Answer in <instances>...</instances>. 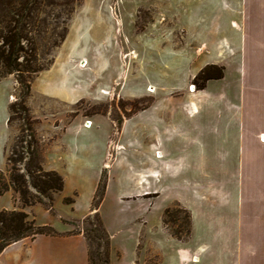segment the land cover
Returning a JSON list of instances; mask_svg holds the SVG:
<instances>
[{"label": "rangeland", "instance_id": "374dc122", "mask_svg": "<svg viewBox=\"0 0 264 264\" xmlns=\"http://www.w3.org/2000/svg\"><path fill=\"white\" fill-rule=\"evenodd\" d=\"M90 27L98 39L107 37L105 45L97 43L92 47L94 63L97 60L102 66L96 75L98 79L105 76L115 81L97 88L101 94L99 99L84 98L73 105L43 97L45 79L33 82L28 105L39 120L37 129L44 158L50 150L72 159L70 150L62 151L58 146L63 138L91 142L86 154L95 161L102 158L101 165L105 162L103 168L108 169V194L99 211L114 233L111 254L115 264H182V251H194L199 242L193 236L185 241L173 238L163 224L164 212L172 209L171 218H179L178 223L183 225L181 228L170 222L169 229L184 234L185 214L179 211L184 207L173 202L188 198L185 183L195 180V176L190 172L168 176L167 152L173 158L192 155L195 161L194 145L198 140L210 155L214 139L210 128L232 120L225 108L229 103H238L244 108L245 121H264V96H250L248 91L264 89V0H80L64 43L58 48L39 44L40 63L46 66L52 60L64 59L74 35L83 36ZM236 42L244 49L239 48V54L231 56L227 45ZM204 43L206 48L197 57L196 49ZM218 43L224 47L221 56H217L214 48ZM186 44L192 45L186 47ZM216 61L221 65L211 64ZM81 62L72 61L86 68L88 62L84 67ZM220 71L224 78L208 83ZM239 81L246 85L245 91L240 86L235 89ZM189 87L191 92L203 87L205 90L192 96ZM19 94L14 76L0 77L1 137H5L4 118L9 113V105ZM191 101L199 106L193 116L188 113ZM143 108L146 110L142 111ZM78 121L90 130L82 133L78 130L81 124ZM66 127L69 128L66 130ZM9 129L12 134L9 147L4 150V145L0 146V171L7 177L8 156L20 135L19 121H14ZM107 141L106 150L103 144ZM149 144L163 153L162 157L157 156L156 162L149 159L145 150ZM138 166L153 168L157 175L138 182L131 176ZM62 176L68 197L75 202H59L55 206L57 214H53L57 220L59 215H81L90 206L96 181L93 173L82 177L73 170L65 171ZM143 189L150 190L144 199L120 200ZM18 206L21 208L19 196L12 189L0 198V210ZM38 217L44 221V216ZM70 223L74 231L86 227L75 220ZM8 256L16 259L17 253L11 250ZM202 264H212V257H205Z\"/></svg>", "mask_w": 264, "mask_h": 264}, {"label": "crops", "instance_id": "0c3cea01", "mask_svg": "<svg viewBox=\"0 0 264 264\" xmlns=\"http://www.w3.org/2000/svg\"><path fill=\"white\" fill-rule=\"evenodd\" d=\"M92 30L93 27H90L84 32L87 34L78 37L74 35V41L70 45L72 49L67 50L66 57L56 60L49 70L42 72L36 78L46 81L45 87L42 89L43 97L73 105L84 98L99 99L101 94H98L97 88L113 84L114 78L104 76L103 79H98L96 75L98 67L102 66L97 60L94 63L93 54L95 53L92 47L97 43L105 45L107 37L98 39L96 35L93 36ZM237 33L239 34V32ZM242 36L243 32H241V38ZM82 45L84 49H80ZM191 45L186 44V47H191ZM222 46L221 43L214 46L217 56L223 54L224 47ZM227 47L231 56L238 55L239 48L241 51L244 49L243 45H238L237 42L234 45L229 44ZM205 48V43L197 47V57L204 52ZM74 60L80 62L82 60L81 64L88 62V65L86 68H81L79 64L72 63ZM95 64L97 65L95 66ZM211 64L221 65L217 61L211 62ZM211 80L214 79H210L208 83ZM238 86L241 87V91H245L246 85L241 81L237 86L235 85V89H238ZM205 88L191 92L189 87V93L192 96H197ZM248 91L250 96H264V89H261L260 92L254 89ZM241 94L243 95V92ZM225 108L231 113L232 120L222 126L213 124L210 128L211 132L209 133L214 138L210 155L203 149L202 142H198V140L194 145L195 152L197 151L195 161L192 155L173 158L167 152L168 176L188 174L189 172L195 176V180H186L185 183V188L188 189V198L186 200L175 199L173 202L181 204L190 212L192 223L190 238L193 236L199 242L194 251L187 249L182 251V264L195 262L202 264L207 256L212 257V264H264V142L261 141V136L264 134V121H245L243 118L244 108L238 103L226 104ZM188 110L190 116L196 115L199 106L191 101ZM256 110L257 108H254V111ZM8 114L7 112L4 118L5 137L0 136V146L2 148L4 145V150L9 147L12 139L7 124ZM92 123L93 128L95 123ZM70 124L74 125V122ZM68 128L66 127V130ZM78 130L86 133L90 129L81 122ZM226 136L227 138H225ZM91 144L85 140L78 139L76 141L74 139L71 141L63 138L59 141L58 146L62 151L70 150L69 156L72 159H66L65 157L68 155L64 154L55 155L49 150L45 154L44 168L57 171L61 175L70 170H73L75 175L82 177L93 173L96 176L92 189L93 199L106 163L101 165L102 158L100 161H95L91 155L86 154V149ZM103 145H106L107 150L108 141ZM121 146L122 143H119L118 147ZM222 146L227 148H222ZM145 150L149 159L154 162L159 159L158 155L161 157L163 155L160 149L154 147V144H149ZM174 160L176 163L173 162ZM58 161L61 162L60 165L57 163ZM152 175H157V171L147 166L135 167L131 174L132 178L138 182H144ZM149 192L150 190L143 189L120 200L144 199L149 196L146 195ZM68 195L65 182L63 191L55 197L54 206H58L59 202H64V198ZM89 204L90 206L81 215L76 217L59 215V220L41 204L25 208L24 211L33 215L38 225L51 226L58 232V235H39L33 240L23 239L9 245L0 254V264H88L87 240L82 233H75L70 222L72 220L80 222L86 218L91 212V203ZM13 209L21 208L18 206ZM55 214H57L56 211ZM39 215L44 216V221L39 220ZM102 219L111 237L114 238L110 223L104 218ZM17 249L20 250H18L19 253ZM11 250L17 253L16 259L9 258ZM111 264H115L112 254Z\"/></svg>", "mask_w": 264, "mask_h": 264}, {"label": "trees", "instance_id": "16d2710c", "mask_svg": "<svg viewBox=\"0 0 264 264\" xmlns=\"http://www.w3.org/2000/svg\"><path fill=\"white\" fill-rule=\"evenodd\" d=\"M79 1L0 0V77L14 76L20 89L19 96L9 105L8 119V126L19 121L20 135L8 156L9 176L0 171V198L12 189L18 194L21 204V209L0 210V254L9 245L23 239L58 235L53 227L38 225L35 218L24 211L25 208L41 204L55 214V197L65 186L61 174L44 168L45 158L37 129L39 120L33 116L28 98L35 79L54 63L53 60L46 66L40 63L39 44L43 42L58 48L64 43L69 33V22ZM48 8L53 9L48 11ZM223 75V71H220L216 77L209 79H220ZM107 185L105 168L91 202V212L80 221L86 227L75 230L87 240L88 264H111L112 237L99 212ZM74 202L71 197L64 198L66 204ZM179 211L185 214L184 234L169 229L170 222L181 228L183 225L178 223L179 218H171V208L165 210L163 224L173 238L185 241L191 235V215L185 208L180 207Z\"/></svg>", "mask_w": 264, "mask_h": 264}, {"label": "built area", "instance_id": "2783aa9c", "mask_svg": "<svg viewBox=\"0 0 264 264\" xmlns=\"http://www.w3.org/2000/svg\"><path fill=\"white\" fill-rule=\"evenodd\" d=\"M261 141L264 142V134L261 136Z\"/></svg>", "mask_w": 264, "mask_h": 264}, {"label": "bare ground", "instance_id": "6f19581e", "mask_svg": "<svg viewBox=\"0 0 264 264\" xmlns=\"http://www.w3.org/2000/svg\"><path fill=\"white\" fill-rule=\"evenodd\" d=\"M81 66L84 67L85 66V63H82ZM88 124H89V122H88ZM87 127H89V125H87Z\"/></svg>", "mask_w": 264, "mask_h": 264}]
</instances>
